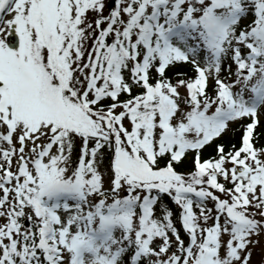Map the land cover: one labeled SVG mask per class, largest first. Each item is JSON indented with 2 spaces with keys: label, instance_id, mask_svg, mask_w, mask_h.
<instances>
[{
  "label": "snow or ice",
  "instance_id": "1",
  "mask_svg": "<svg viewBox=\"0 0 264 264\" xmlns=\"http://www.w3.org/2000/svg\"><path fill=\"white\" fill-rule=\"evenodd\" d=\"M0 264H264V0H0Z\"/></svg>",
  "mask_w": 264,
  "mask_h": 264
}]
</instances>
